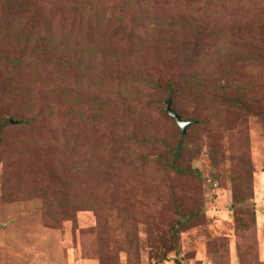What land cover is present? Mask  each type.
<instances>
[{
    "label": "rangeland",
    "instance_id": "1",
    "mask_svg": "<svg viewBox=\"0 0 264 264\" xmlns=\"http://www.w3.org/2000/svg\"><path fill=\"white\" fill-rule=\"evenodd\" d=\"M34 2L40 23L32 24L35 32L46 35L66 27L65 37H49L58 38L80 65L61 72L25 61L15 66L12 16L7 22L0 14V264H264V120L163 90L161 103L154 105L150 98V108L140 111L134 102L124 103L121 91H109L115 82L105 85L107 92L99 83L106 77L91 40L101 39L98 31L123 14L128 30L125 41L116 37L120 52L110 65L141 68L166 84L190 72L183 56L197 52L191 41L201 33L202 47H219L212 42L219 39L214 32L219 26L248 36L253 43L248 51L254 44L264 47V0H140L129 10L121 8V0L76 4L97 11V18L105 13L103 29H97L93 16L61 14L55 1ZM80 26L91 27L76 32ZM166 40L177 44L160 54L141 47ZM226 64L232 77L250 79L257 109L259 100L264 103V64L252 62L247 69L236 68L233 60ZM68 75L67 84L80 96L66 104L85 116L78 112L68 119L63 99L50 89ZM133 80L128 77L129 88ZM93 93L104 96L106 119L95 113ZM169 98L184 119L197 120L186 135L165 111ZM48 105L54 108L51 115L44 109ZM89 118L99 124L92 127ZM147 128L170 146L129 140L130 131L141 139ZM181 138L182 167L197 168L200 175H178L156 164L179 148ZM213 143L218 147L210 154ZM46 190L50 196L62 191L69 196L48 209ZM194 213L174 239L177 220Z\"/></svg>",
    "mask_w": 264,
    "mask_h": 264
},
{
    "label": "trees",
    "instance_id": "2",
    "mask_svg": "<svg viewBox=\"0 0 264 264\" xmlns=\"http://www.w3.org/2000/svg\"><path fill=\"white\" fill-rule=\"evenodd\" d=\"M51 1V3L55 1L54 8L61 14H68L70 16L73 15L77 17L93 16V22L97 25V29H103L102 24L106 22L104 21L105 13H102L101 17L97 18V11L94 13L88 12L86 11L85 6L81 7L76 5L83 0H75V4L69 3L66 0ZM139 1L140 0H121V8L124 9L123 5H125L127 10L132 8L134 9V7L128 6H131L134 3L135 5L141 4ZM31 5H34V8L31 9ZM0 14L6 18L7 22L9 21V16H12L13 24L11 27H15L13 32V46L15 48L13 49L18 50V55L13 59V64L15 66H18L23 61H25L27 65H34V63L40 64V67L48 65L54 67L58 72H61L65 70L67 71L71 67L74 68L76 65H80L78 58H74L71 61L70 56L65 53V49L56 42V39L58 38L50 39L49 36L54 32H49L46 35H41L40 30L38 33L35 32L32 24H37L39 27L40 23H37L39 18V10L34 0H0ZM121 16H123V14H120L117 17L113 16L119 21V23L112 24L111 22L114 19L112 17L110 21L107 22L109 24L106 23V29H104V31H98V33L102 35L101 39L91 38V40L94 41L92 44L95 49L93 50L96 53H99L97 57H101L102 66L100 68L101 72L103 71L106 78L105 83L101 81H99V83L104 85L106 92L108 89L105 87V85L111 81L115 82L111 84L113 90L109 91L113 92L115 95L116 91H121L124 103L132 101L135 103V108L140 109V111H142V109L150 108V98L154 99V105L161 103L162 98L160 96V91L163 90L172 93V95H174L176 98L187 97L203 100L207 103L220 105L227 108H236L245 113L258 115L264 120V103L259 100L257 109L253 108V106L256 104V101L255 97L252 96L253 87L250 84V79L245 81L241 75H234V77H232L233 73L229 70V68H227L228 64H226V62L233 60V64L236 66V68H238L237 66L241 65L245 69L250 67L252 62L264 64V47L254 44L255 47L248 51L247 49L253 46V43L250 41L248 36L242 33L239 29L232 31L225 26H219L218 28H214L216 30L212 29L216 33V36H219V39H215L212 42H214V44H218L219 47L215 48L214 50L202 47V42L206 41V39L202 40L204 37H202L201 33L198 38L191 41V44L195 45L197 52L185 54L183 56V59L185 60L184 63L187 64L185 67L190 68V72L185 76L178 77L177 79L171 78L168 83L163 84L159 77H156L150 73H144L142 70L140 71L141 68L135 66L129 67L130 65H127L124 67H118V69H114L110 65L112 58L116 57L117 53L120 52L118 46L120 45L121 41H125L122 39L128 30L129 22H127V20ZM141 24L145 25V23ZM133 25L134 22H132L129 26V32L131 34H134V31H136L137 27L136 25ZM6 27H10L9 24H7ZM90 27L91 26H80L78 29H76V32L82 31L83 29H88ZM64 29L65 30L60 31L57 30L56 27V33L54 34L65 37L67 28L65 27ZM70 31H75V29ZM251 33L253 35L252 31ZM261 34L264 35V32L261 31ZM116 37L121 41H119ZM167 41L169 42L166 43ZM174 41L175 40L162 41L159 43V45L141 43V47L160 54L163 49L171 48L170 46L177 44V42ZM236 44H239L237 51L235 46ZM242 47L245 48L248 53L245 50H242ZM246 65H248V67ZM237 70L238 73L242 72V69L240 68ZM132 76L134 78V84L131 88H129L130 84L127 83V80L128 77L132 78ZM222 76H225V78L223 79ZM210 77L212 79H210ZM68 78L69 75L67 77H59V82L50 89L52 91H57L60 94L59 97L63 99L65 106V108L62 110L68 119L75 118V115L78 112H81L82 115L84 114L85 116L84 111H78V109L73 106V104H66V102H77L78 97L80 96L79 93L76 92V89L67 84ZM115 87L116 90L114 89ZM93 95L95 96L92 98V101L95 107L98 108L97 110H99H95V113H100V118L106 119L104 114L106 104L101 101V98L104 96L102 94L99 95L98 93H93ZM107 95L108 96L106 98H110L109 94ZM44 109L47 111V115H51V113L54 111L52 110L54 108L49 105ZM176 111L179 113L178 110ZM84 116L83 118L87 119V115L86 118ZM88 120L91 121L88 124L92 127L99 124L96 121L97 119L89 118ZM194 122L196 123L197 120ZM1 129L2 128L0 127V130ZM142 134L143 135L141 136V139H138L137 131L132 130L128 135L129 140L139 146L145 145V143L148 141L159 145L163 143V146L167 148L170 146L167 139H161L156 132L151 130V128H147L142 132ZM184 143L185 142L181 138L179 141V148L176 151H170L169 158L162 156L161 158L157 159V163H155L159 167H162L169 172H174L178 175L190 172L200 175V172L197 168L182 167L179 159L182 154ZM217 147L218 145H216V143L211 144L209 148L210 154H213ZM212 165L214 167L216 166L215 163H212ZM53 195L54 196L48 195L47 190L43 193L44 204L48 209L52 208L54 205L55 208L60 207V204L62 205L67 201V199L63 196H69V194H65L63 191L61 195ZM196 215L197 213H194L193 215L185 214L181 217V219H178L176 222L178 226L173 227L172 237L176 239L178 236V229L184 226L186 223L189 224ZM51 218L55 219L54 217ZM178 264L180 263L178 262Z\"/></svg>",
    "mask_w": 264,
    "mask_h": 264
},
{
    "label": "water",
    "instance_id": "3",
    "mask_svg": "<svg viewBox=\"0 0 264 264\" xmlns=\"http://www.w3.org/2000/svg\"><path fill=\"white\" fill-rule=\"evenodd\" d=\"M165 111L170 115L178 124L181 129V134L186 135L188 126L192 124L195 120L193 119H184L173 107L172 99L169 98L165 101Z\"/></svg>",
    "mask_w": 264,
    "mask_h": 264
}]
</instances>
